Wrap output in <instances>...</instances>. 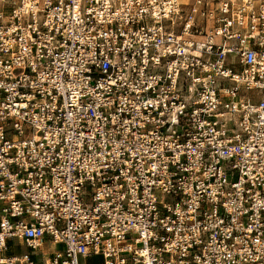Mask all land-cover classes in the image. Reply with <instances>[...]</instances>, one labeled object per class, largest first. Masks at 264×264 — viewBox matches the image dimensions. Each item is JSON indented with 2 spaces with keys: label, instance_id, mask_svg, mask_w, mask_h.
I'll return each mask as SVG.
<instances>
[{
  "label": "built area",
  "instance_id": "built-area-1",
  "mask_svg": "<svg viewBox=\"0 0 264 264\" xmlns=\"http://www.w3.org/2000/svg\"><path fill=\"white\" fill-rule=\"evenodd\" d=\"M0 234L264 264V0H0Z\"/></svg>",
  "mask_w": 264,
  "mask_h": 264
},
{
  "label": "crops",
  "instance_id": "crops-1",
  "mask_svg": "<svg viewBox=\"0 0 264 264\" xmlns=\"http://www.w3.org/2000/svg\"><path fill=\"white\" fill-rule=\"evenodd\" d=\"M45 240L43 241V244L34 251V254H33V258L36 259V260H40V259H44L46 257H49L50 256V253L51 251L53 250V245L49 242V240L45 237L44 238ZM13 240L15 239H7L6 241H9V242H12L13 243ZM25 248L24 251H20L21 253L23 252H31L30 249L24 245L23 246ZM16 251L15 250H12V253H15ZM42 253H44V255H42ZM9 255H13V254H9Z\"/></svg>",
  "mask_w": 264,
  "mask_h": 264
},
{
  "label": "rangeland",
  "instance_id": "rangeland-1",
  "mask_svg": "<svg viewBox=\"0 0 264 264\" xmlns=\"http://www.w3.org/2000/svg\"><path fill=\"white\" fill-rule=\"evenodd\" d=\"M183 1H187V0H183ZM6 248L5 249H0V255H9V254H13V255H18V254H22L20 251H24L25 248L23 247L25 245L23 240H18L15 239L12 242L6 241L5 242ZM12 250H15V253H12ZM25 253V252H24ZM33 258V256L31 257ZM81 261V259H79ZM86 261H95V258H87L85 259Z\"/></svg>",
  "mask_w": 264,
  "mask_h": 264
},
{
  "label": "bare ground",
  "instance_id": "bare-ground-1",
  "mask_svg": "<svg viewBox=\"0 0 264 264\" xmlns=\"http://www.w3.org/2000/svg\"><path fill=\"white\" fill-rule=\"evenodd\" d=\"M1 237H2V235L0 234V241H2V240H1Z\"/></svg>",
  "mask_w": 264,
  "mask_h": 264
}]
</instances>
